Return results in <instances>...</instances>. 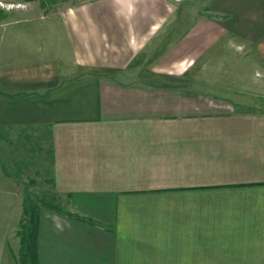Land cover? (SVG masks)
<instances>
[{"label":"crops","instance_id":"obj_1","mask_svg":"<svg viewBox=\"0 0 264 264\" xmlns=\"http://www.w3.org/2000/svg\"><path fill=\"white\" fill-rule=\"evenodd\" d=\"M48 2L0 26V264L32 199L40 264H264V0Z\"/></svg>","mask_w":264,"mask_h":264},{"label":"rangeland","instance_id":"obj_2","mask_svg":"<svg viewBox=\"0 0 264 264\" xmlns=\"http://www.w3.org/2000/svg\"><path fill=\"white\" fill-rule=\"evenodd\" d=\"M73 1L74 0H62V3L63 5L71 4ZM75 1H78V0H75ZM51 5L53 4L48 2V0H28L25 3H20V4L0 0V26L2 24H6V22L8 21L10 22L13 21V23H16V21L20 19L18 16L19 11L22 12L23 10V11H31L32 13L34 12L33 14L38 13L37 18H35L34 20L32 19L29 20L30 23L24 24L23 26V27H27L30 29L35 28L34 26L41 24L39 13L41 11H46L47 13L50 12L52 9H54L53 7H51ZM3 46H6V42L2 38L1 31H0V51ZM31 202L32 204L31 203L30 204L33 205V202H34L33 199L31 200ZM33 206L36 207V205H33ZM34 211L38 212L36 208L34 209ZM24 224H27V223H23V225Z\"/></svg>","mask_w":264,"mask_h":264},{"label":"trees","instance_id":"obj_3","mask_svg":"<svg viewBox=\"0 0 264 264\" xmlns=\"http://www.w3.org/2000/svg\"><path fill=\"white\" fill-rule=\"evenodd\" d=\"M64 212V211H63ZM26 219L22 231V246L20 250V264H40L38 261L37 241H38V213L34 211L30 203H26Z\"/></svg>","mask_w":264,"mask_h":264}]
</instances>
